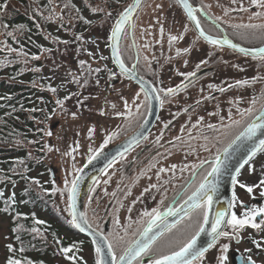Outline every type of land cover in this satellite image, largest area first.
Here are the masks:
<instances>
[{"label":"flooded vegetation","instance_id":"obj_1","mask_svg":"<svg viewBox=\"0 0 264 264\" xmlns=\"http://www.w3.org/2000/svg\"><path fill=\"white\" fill-rule=\"evenodd\" d=\"M190 1L196 7L200 6L194 0ZM197 15L201 19V26L211 35H226L236 43L250 48L264 45V40L241 39V36L238 35V32L255 31L259 33L260 30L236 29L233 27L235 24L231 23L229 19H222L218 22L217 27H213L212 21L203 12H198ZM180 20V30H177V35H182L183 39H179L181 46H178V48H190L191 50L188 53L182 52L179 56L176 55V50H174L173 55L177 57L178 61L168 65L167 67L170 69H164L161 66L152 67L150 63H142L140 61V52L134 39V29L132 28L131 36L130 25L126 26L125 32L128 28L132 48H125V44L122 41L124 35L120 41L121 55L125 64L130 68L135 65L136 74L153 87L157 89H167L177 85H187V87H182L174 96L165 97L161 94V99H164L165 103L161 107L159 102L158 115L150 130L137 143L131 146L122 159L117 156L115 163L111 167L108 165L98 176L96 181L99 183H93L88 190L84 200V211L86 214L87 211H90V203L98 195V210L100 209L103 214L108 216L104 224L105 231L88 221L105 235H107L106 231L111 221L110 212L116 206L117 199L125 193H134L136 187H139L146 195L149 205L151 204L149 210L159 206V202L165 193L167 195V199L164 201L165 207L173 204L174 199L175 201H180L181 196L186 199L187 196L184 195L185 189H188L187 194H191V191L194 190V187L204 175L203 170L193 169V165L199 164L201 160L210 159L235 134L243 130L244 125L242 124L234 126L227 134H224L225 130L221 128V124L231 123L229 111H231L232 119L240 120V110L246 109L248 106L252 107L251 103L248 105V102L253 98L257 100L255 108L260 109L262 104H264V79L255 83L250 82L244 86H235V81L237 80L247 79L252 81L253 77H264V66L261 65V62L251 56H244L228 46L220 48L209 44L202 37L198 39L199 33L192 22L187 18H180ZM185 27H187L186 32L184 31ZM106 48L108 49L107 59L109 60L105 64L107 67L105 68L102 63L94 67L88 66L94 69H101L99 73H96L101 87L106 84L114 86L112 90L114 96L110 101V105L112 107L114 104L116 107H112L113 110L110 111L106 109L98 112L97 117L101 120L102 125H99V134L96 136L97 143L90 155L119 144L133 134L148 118L152 107L151 100L147 106H144V96L141 94L140 100L135 102L141 104L139 114L133 117L116 115L117 112L126 113L128 111L124 107V100L128 101L129 107L133 113H136L135 103H133L134 94L139 91L141 85L135 79L130 80L127 76L120 74V69L113 62L110 47L107 46ZM137 57H139L138 63ZM185 61H187V64H185ZM201 61H207V63L201 64ZM197 65H200L199 70H197ZM112 72L117 75L112 76ZM164 72H170L169 76L172 75L174 78L163 79ZM188 72H196V75L187 78L180 75V73ZM88 76L83 69V81L85 77L89 80ZM230 84L234 86L228 88ZM209 85L217 87L210 88ZM219 87H224L227 90L220 92L218 90ZM88 93L87 85L83 83V103L87 99L88 95L86 94ZM249 95L251 98H248ZM177 96L179 98L170 100L171 97ZM106 100H103V102ZM184 109H187V111H184ZM258 113L259 111L255 115ZM200 117H203V121H200ZM221 117H223V120H221ZM243 119L247 121L249 117L245 116ZM165 124H168L167 128L164 127ZM209 124L215 125V129L208 128L207 125ZM193 125H196V127H193ZM112 133L117 134L107 145H103L104 140ZM88 135L89 133L86 129L83 132V152L85 155L88 147ZM205 136L209 138L207 141L204 139ZM144 137H147V139ZM158 137L159 140L157 139ZM177 137L179 139H176ZM205 144H207L210 151L204 150ZM102 145L103 147H101ZM89 156L85 157L82 165L88 161ZM172 165H177V167L172 169ZM185 165H187L186 168L184 167ZM246 167L247 165L240 171V175ZM161 168L169 169V171L160 172ZM205 168H207V165H205ZM194 170L198 173L196 177L192 176V171ZM193 180L196 181V184H192ZM105 181L107 183H104ZM151 185H157V187L151 188ZM189 185L191 187H188ZM146 188L149 189L148 192L144 191ZM105 190L107 194H105ZM177 193H180V195H177ZM93 210L96 209L94 208ZM233 211H235V205ZM193 216H199V210L194 212ZM260 218L257 217V219ZM187 224L188 221L186 220L181 225H178V228H183ZM173 232H176V230H173ZM171 235V233L166 234L165 237L158 241V245ZM239 235L242 241L243 236L240 233ZM233 238L237 240L235 237ZM244 240L250 247L249 249L236 251L233 254L234 264H238L235 260L237 254L251 255L257 264H264L263 261L258 259V256L264 253V249H257L253 243L254 240L250 237H245ZM212 249H209L208 253ZM246 250L251 251L246 252ZM149 259L150 257H144V264H148Z\"/></svg>","mask_w":264,"mask_h":264},{"label":"rangeland","instance_id":"obj_2","mask_svg":"<svg viewBox=\"0 0 264 264\" xmlns=\"http://www.w3.org/2000/svg\"><path fill=\"white\" fill-rule=\"evenodd\" d=\"M194 1L200 5H210L211 7L208 11L211 15L229 19L235 25L264 23V17H252L253 12L261 11V9L252 6L250 0H236V3H233L232 0ZM65 3V1L61 0H52L51 3V10L54 6L55 13L61 14L62 20L56 18V16L52 20L44 18L46 21L52 23V27L57 29L59 36L49 38L51 51H44L39 56L38 60L41 64L38 67L40 69L38 72L42 79L41 84H43V81L49 84L45 85V87L52 94L55 102L57 100H64L65 97L70 98L64 100L62 107L56 104L53 111L48 114V118L39 122V126H43L41 128L42 134L39 136L43 149H39V151L37 150L33 154L37 157L42 156L48 170L50 166L54 167L57 178L53 180L47 202L55 208L56 214L70 221L71 214L68 210L69 199L68 193L65 191V179L71 180L77 173L73 170V164L79 169L85 157L91 154L89 149L94 150L97 143L96 136L99 134V125H102L101 120L97 117L98 112L106 109L109 111L113 110L110 101L114 96L112 91L114 86L106 84L101 87L100 84L96 83L99 80L98 75L93 72L86 84L89 93L86 94L88 96L83 103V69L80 67L79 61L85 60L88 65L93 67L97 66V64L102 63V65H105L108 63V59H101V57L108 56V49L106 47L109 46L108 37L110 36L111 27L118 13L126 7L127 3L121 5V7H111L104 0L90 3L91 7L98 6L104 8L105 11L111 12L112 16L106 18L104 13L98 12L97 14L100 19L83 34L75 31L77 18H75L69 8H64ZM158 4L162 6L159 9L156 7ZM15 5L18 6L17 4ZM241 5L247 8V11H242ZM230 9L231 11H229ZM50 11L45 14L46 17L50 14ZM39 13L43 12L39 11ZM250 17H252L251 20L249 19ZM134 18V39L140 52V61L142 63H150L152 67L161 66L164 69L168 68V65L176 63L178 59L173 55V51L178 46H181V42L178 39L170 45L169 37L170 35H177V30H180V18H187L177 0H144ZM158 20L159 23L157 22ZM161 24L164 27L163 36L160 33ZM7 31L1 22L0 16V44L3 47L9 48L6 41ZM77 35H82L83 40H76L75 37ZM56 38L59 39L57 40ZM62 41H69V43L64 44ZM122 41L125 44V48H132L128 28ZM22 51L26 53L25 50ZM11 53L16 54L25 67H33L35 65V59H32L28 54L26 56L21 54V50ZM169 73L164 72L163 79H173L174 77L172 75L169 76ZM73 76H76L80 80V83H77L73 79ZM49 86L56 88V92H52ZM177 98L179 96L171 97L170 100ZM248 98H251L250 95ZM105 99L107 100L103 102ZM72 113H76L75 117L72 116ZM93 126L95 131L91 136L88 135V147L85 155L83 152V132L87 129L89 133V129ZM48 131L52 132L51 136L46 135ZM49 147H51V151H48ZM73 148L76 151L72 153V156L65 155V153L71 151ZM73 156L75 157L74 160ZM262 173H264V151L256 154L239 176V181L249 186L257 185L264 178L262 177ZM47 177L48 174L44 176V178ZM262 192H264V187H254L253 192L250 194L245 188H241L237 184L235 187L237 202L235 203L234 211L237 216L243 217L246 205L247 208L248 206L249 208L252 206L264 207ZM133 201H135L134 204ZM98 204L99 196L96 195L95 200H92L90 203L91 207L90 211H87V217L93 225L105 231L104 224L108 216L103 214L100 209L98 210ZM121 205L123 206L121 207ZM150 205L146 195L139 187L135 188L134 193L129 192L119 196L116 206L110 212L111 221L106 234L119 232L120 235H123L122 227L117 226L115 221L119 219L121 226L128 223L129 216L135 221L145 209L149 210ZM130 207L132 209L131 212L128 211ZM94 208L96 210H93ZM260 219H257L256 222H259ZM9 225V219L5 215L0 214V264L4 263L7 256ZM136 228L137 225L133 224L132 229L129 230V235L125 238L126 240L133 238L132 233ZM227 230L231 231V226H228ZM240 234L243 236L242 241L235 240L234 238L229 241L227 238L221 237L215 247L205 254V264H217L216 257L220 254V245L223 243L230 244L228 264H234L233 254L236 251H242L250 247L245 241L246 239L244 240L245 237L259 241L262 246L261 248L264 249V230H257L246 225L240 230ZM124 246L123 243L117 245L116 251L118 254L122 252ZM76 256L82 257L83 261H86L87 264H95L94 247L90 244L85 243ZM258 259L264 262V253H261ZM57 262L59 264H75L74 261H70L64 256L57 257Z\"/></svg>","mask_w":264,"mask_h":264},{"label":"snow or ice","instance_id":"obj_3","mask_svg":"<svg viewBox=\"0 0 264 264\" xmlns=\"http://www.w3.org/2000/svg\"><path fill=\"white\" fill-rule=\"evenodd\" d=\"M118 2V0H117ZM233 3H236V0H232ZM51 3V0H50ZM183 10L186 12L187 19L194 23L196 29L199 32V38H203L209 44L213 46H217L223 48V46L227 45L233 50H237L239 53L244 56H251L253 59H256L261 62V65L264 66V47L259 48H246L242 47L237 43H233L226 35L222 36H214L205 31V29L201 26V19L198 17V12H203L205 16L208 17L209 20L212 21L213 27L218 26V22L223 19V17L213 16L210 14L208 9H210V5L201 4L199 7L194 6L193 3H190L189 0H177ZM142 0H133V3L125 7L122 11H120L115 18V22L111 27V33L108 39L111 40V44L109 47L112 51V56L115 60V63L119 66L120 74L127 76L130 80L137 79L136 76V67H128L125 64L124 59L121 55V45L120 41L125 34V28L128 25L134 29L135 24L132 22L134 12L141 7ZM250 4L252 6L258 7L261 11L253 12L252 17H264V0H250ZM6 4L0 5V10L6 8ZM75 8V5H70V3H65L64 8ZM91 7V6H90ZM159 9L162 6L156 5ZM242 11H247V8H244L241 5ZM91 11L93 13L102 12L104 13L106 18H110L112 16L111 12L105 11L104 8L100 7H91ZM231 11V9L229 10ZM79 12V9H77ZM43 15V13H40ZM56 16L58 19H63L61 14H56L54 11V6L50 11V14L45 17V19L52 20ZM252 17L249 19L251 20ZM77 19L83 20L86 24H92L91 20L85 19L82 15H78ZM159 23V20L157 21ZM63 26V25H61ZM21 29L24 27L23 25L19 26ZM236 29H246V30H257L259 29V33L255 31H244L238 32V35L241 36V39H260L264 40V23L254 24H236L233 25ZM7 28V25H5ZM184 31H187V27H185ZM160 33L163 36L164 27L163 24L160 25ZM8 36H12L15 39L13 32H8ZM57 40L59 38H56ZM76 40H83L82 35H77L75 37ZM178 39H183V36L170 35L169 44L177 41ZM64 44H68L69 41H62ZM191 49H176V55H181V53H188ZM9 52L17 51L16 49L8 48ZM44 51L50 52L51 49H44ZM21 54L27 55V53H23L21 50ZM91 55V53H90ZM33 59H39V56H33ZM101 59H107V57H101ZM147 59V57H145ZM26 62V61H25ZM139 62V57H137V63ZM207 61H201V64H206ZM80 67L84 69V71L91 75L93 72L99 73L101 71L100 68L92 69L91 66L85 67L87 62L85 60L79 61ZM187 64V61H185ZM234 67H238L237 65H233ZM107 66L105 65V68ZM200 65H197V70H199ZM37 68L35 71H39ZM112 76H116L115 72L111 73ZM181 76L184 77H194L196 72H188V73H180ZM73 79L76 80L77 83H80V80L73 76ZM264 79V77H253L252 81L247 79L245 80H237L235 81V86H244L251 83H255L258 80ZM140 88L134 96L135 99L133 103L140 100L141 94L144 96V106H147L150 100L156 99L159 100L161 107L165 103L164 99H161V94L165 97L174 96L182 87H187V85H177L175 87H169L167 89L164 88H155L150 84H145L143 78L140 77ZM88 80L85 77L83 83L87 84ZM99 84V80L96 81ZM234 85H228V88L233 87ZM50 87L52 92H56V88ZM210 88H215V85H209ZM218 90L220 92H224L227 89L224 87H219ZM70 97H65L64 100L69 99ZM208 98V97H206ZM64 100H57L56 104L58 106H63ZM199 103V102H197ZM252 107H248L246 109L240 110V120L232 119L231 111H229V119L231 120L230 124H221V128L225 130L224 134H227L234 126H243V130L239 131L237 134L233 136L231 140L227 142V144L218 149L214 155L210 157V159L201 160L199 164L193 165V169L203 170L204 175L200 179V182L194 187V190L191 191V194L188 193V189H185L184 195L187 196L186 199L181 196L180 201H175L169 206H164V201L167 199V195L161 198L159 202V206L151 208V210L145 209L142 214L139 216L137 220H132L131 216L128 218V223L126 225H120L119 219L115 221L116 225L122 227L123 235H120L119 232L105 235L103 232H100L99 229L96 230L95 233L91 231V224L88 221V217L86 213L80 212L78 213L76 210V201L78 196V188L79 183L82 177L74 176L71 180L65 179V191L69 194L68 199L70 203L68 204V210L71 214L70 223L73 224L76 228L80 229V231H88L89 234L93 238V244L95 245V264H144V257H150L148 264H205V254L209 251V249L215 247V245L219 242L221 237L227 238L229 241L235 237L237 240H240L241 237L239 235L240 230L243 229L246 225H250L252 228L257 230H264V207H256L252 206L251 208H247L243 214V217H238L237 214L232 211L229 212V209L233 208L235 203L237 202V197L235 191H233L232 199L229 202L228 209L218 211L212 219L211 222V231L209 235L211 236V242L207 244L206 247H197V241L200 237L201 233L206 231V226L209 224V213L211 212L212 204H213V196L217 192L220 187V178L221 176L228 174L231 178V183L233 189H235L236 185L239 184L241 188H245L248 193H252L254 187H264V178H262L257 185H246L241 183L237 177L240 175V171L244 168L245 165H249L252 161L253 157L256 156L258 152L264 151V139H260L258 143L254 142V138L257 136L261 130H264V104H262L260 109H256L254 106L257 104V100L253 98L250 101ZM113 108L116 106L113 104ZM124 107L128 109L125 112H117L118 116H128L133 117L136 114H139V110L141 108L140 103H135L136 113H133L132 109L129 107L128 101L124 100ZM187 111V109H184ZM259 111V116H256L255 113ZM76 113H72V116L75 117ZM247 116L249 119L244 121V117ZM223 120V117H221ZM200 121H203V117H200ZM147 123V121H145ZM170 123V122H169ZM199 123V121H198ZM165 128L168 127V124L164 125ZM196 127V125H193ZM210 129H215V125L209 124L207 125ZM95 131L94 126L89 129V136H91ZM117 133H112L107 136L104 140L103 145H107L110 140ZM46 135L51 136L52 132L48 131ZM162 135V134H161ZM147 139V137H144ZM159 140V137L157 138ZM176 139H179L177 137ZM207 141L209 138L207 136L204 137ZM253 141L251 145L248 146L246 154L244 158L238 163L235 167L234 173L228 172L227 161L232 158L235 152L243 149L247 142ZM135 142V141H133ZM132 142L128 144L127 147L124 148L122 152L118 153V156L122 159L125 153L131 148ZM103 145L101 147H103ZM51 147L48 148V151H51ZM205 151H210L207 147V144L204 146ZM76 149L73 148L71 151L65 153V155L72 156V153L75 152ZM92 152V149H89ZM98 151L94 152L92 155L88 157V163H91L93 159L98 155ZM75 157L73 156V160ZM116 158L114 157L112 161L109 163V167L115 163ZM22 164L23 161H20ZM207 165V168H205ZM177 165H172V169H175ZM185 168L187 165L184 166ZM210 169V170H209ZM74 172H81L82 169H77L75 164H73ZM169 171V169L161 168L160 172ZM198 175L197 171H192V176L196 177ZM209 177L212 179L209 180ZM262 177H264V173H262ZM37 185L40 184L39 180H35ZM94 183H99L98 181ZM104 183H107L105 181ZM192 184H196V181L193 180ZM157 185H151V188H156ZM188 187H191L189 185ZM94 191V189H92ZM145 192H148L149 189H144ZM105 194H107L105 190ZM14 195V194H13ZM113 195H115L113 193ZM180 195V193H177ZM264 196V192L261 193ZM0 196H3V192H0ZM13 199V203H14ZM135 201H133V204ZM123 205H121L122 207ZM163 208V210H161ZM199 210V216L194 217L193 213ZM129 212L132 211L131 207L128 209ZM19 215V214H17ZM229 219H225L229 217ZM257 217H261L259 222L257 221ZM174 218V219H169ZM188 221V224L183 228H178V225H181L184 221ZM37 224H44L45 221L38 220ZM133 224L137 225L136 230L132 233L133 238L126 240L125 238L129 235V230L132 229ZM227 226H231V231L226 230ZM176 230V232H173ZM16 231V229H14ZM32 233H39L40 230L36 227L31 229ZM171 233L172 235L163 240V242L158 245V241H160L166 234ZM19 239V236H17ZM82 243V242H81ZM123 243L125 246L122 249L121 253H117L116 247L118 244ZM255 247L257 249H261V243L259 241H253ZM8 249L12 252H15L16 249L13 248L11 244H9ZM79 250V246L73 244L69 247H61L60 251L63 255H65L70 261H74L75 264H87L86 261H83L82 257H77L76 255H68L73 249ZM105 248L107 249V254L105 253ZM230 249L229 243H223L220 245V254L216 257L217 264H228V252ZM24 248H20V252L22 253ZM251 250H246V252H250ZM110 257V259H109ZM7 264H34L33 261L27 260L22 261L17 258H9L7 260ZM43 264V262H41ZM240 264H257V262L252 258L251 255L245 256L244 254L240 257Z\"/></svg>","mask_w":264,"mask_h":264},{"label":"trees","instance_id":"obj_4","mask_svg":"<svg viewBox=\"0 0 264 264\" xmlns=\"http://www.w3.org/2000/svg\"><path fill=\"white\" fill-rule=\"evenodd\" d=\"M61 1L76 6L69 7L75 18L82 15L93 22L89 25L77 19L75 31L79 34L86 33L100 19L90 7V3L98 0ZM104 1L111 7H121L131 2ZM51 3L50 0H0V5H7L0 10L1 22L4 28L7 25V33L13 32L15 36V39L6 36L9 48L25 50L32 59L33 56H40L44 49H50L49 38L59 36L52 23L44 19L51 10ZM21 25L24 26L22 29L19 27ZM34 62L33 67H25L16 54L0 44V192H3V196H0V214L10 221L7 246L11 244L16 249L12 252L7 247L3 264H7L9 258L25 262L31 260L34 264H59L57 257L68 259L61 253V247L78 245V251L74 248L68 254L76 255L85 243L92 246L87 236L81 234L70 221L56 214L55 208L47 202L53 179L42 156L37 157L33 153L43 149L39 140L43 126H39V122L48 118L56 102L45 87L49 84L44 81V85L41 84L40 73L35 71L40 67V61L35 59ZM47 174L48 177L44 178ZM35 180H39L40 184L37 185ZM38 220L45 223L37 224ZM33 227L40 232L32 233ZM21 247L24 248L22 253Z\"/></svg>","mask_w":264,"mask_h":264},{"label":"water","instance_id":"obj_5","mask_svg":"<svg viewBox=\"0 0 264 264\" xmlns=\"http://www.w3.org/2000/svg\"><path fill=\"white\" fill-rule=\"evenodd\" d=\"M143 1L144 0H142V3H143ZM189 2L192 3L190 0H189ZM132 3H133V0H131V2L128 5H130ZM137 10L134 12L133 17L136 14ZM132 22H133V18H132ZM192 24H193L194 28L196 29V27H195L193 22H192ZM130 31H131V36H132V27H131V25H130ZM197 32H198V30H197ZM111 43L112 42L110 40V44ZM133 43H134V41H133ZM233 43H236V42L233 41ZM239 45L242 46V47H246V46H243L241 44H239ZM134 46H135V44H134ZM225 46H227V45H225ZM261 47H264V45L261 46ZM246 48H250V47H246ZM255 48H259V47H255ZM110 51H111V48H110ZM111 56H112V51H111ZM112 59H113V62L115 63V60H114L113 56H112ZM117 67L119 68L118 65H117ZM136 76H137V79H135V80L140 83V80H139L140 77L137 74H136ZM143 81L145 82V84H150L149 82H146L144 79H143ZM151 104H152V107H151L150 115L145 120V121H147V123H145V121H144V123L138 128V130H136L133 134H131L130 136L125 138L119 144H116L114 146H111L109 148H106V149L98 152L99 154L96 155V158L93 159L91 161V163H88V161H87L80 168V169H82V171L81 172H77V174L75 176L82 177V179L80 180V183H79L78 196H77V201H76V210H77L78 213H80V212L85 213L84 212L85 196H86L88 190L90 189V187L92 186V184L96 181L98 176L101 174V172L109 165L110 161H112L114 157L116 158L118 156V153L122 152L124 150V148L127 147L130 142H132L131 146H133L135 143H137L150 130V128L153 126V124H154V122H155V120L157 118L158 111H159V100L152 99L151 100ZM256 116H259V113ZM260 139H264V130H261V132L257 134V136L254 138V142L258 143ZM133 141H135V142H133ZM252 143H253V141L247 142L243 149H241L240 151L235 152L234 155L232 156V158L226 162L227 165H228V172L229 173H234L235 167L244 158L248 146L251 145ZM50 172L52 174L53 179H56L57 177H56L55 170H54L53 166L50 167ZM211 179L212 178L209 177V180H211ZM233 191H234V189H233V186H232V183H231L230 175L225 174V175L221 176V178H220V187L217 190V192L215 193V195L213 196V204H212L211 212L209 213V224L206 226V231L204 233H201L200 237L198 238L197 247H206L207 244L209 242H211V236L209 235V233L211 231L212 219H214V217H215V215H216V213L218 211H222V210L228 209L229 202L232 199ZM232 210H233V208L229 209V212H232ZM229 218H230V216L226 217L225 219H229ZM169 219L171 220V219H174V218H169ZM76 229L81 234L86 235L87 237H89V239L93 243V238L89 234L88 231H83L82 232V231H80V229H78V228H76ZM96 230H97V228H95L93 226L91 227V231L93 233H95ZM100 232H102V231H100ZM105 253L107 254V249L106 248H105ZM240 257H241L240 254H237L235 256V259H236L238 264H240ZM109 259H110V257H109Z\"/></svg>","mask_w":264,"mask_h":264}]
</instances>
